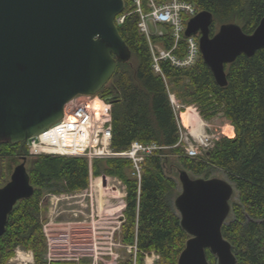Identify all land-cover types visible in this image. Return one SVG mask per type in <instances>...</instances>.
Instances as JSON below:
<instances>
[{
    "label": "trees",
    "instance_id": "1",
    "mask_svg": "<svg viewBox=\"0 0 264 264\" xmlns=\"http://www.w3.org/2000/svg\"><path fill=\"white\" fill-rule=\"evenodd\" d=\"M125 1L124 13L129 15L118 27L132 57L119 62L114 77L97 97L112 106L115 151H127L134 142L156 144L162 150L145 160L141 178L134 175L129 159L95 160L91 169L84 157L31 156L28 172L35 192L19 201L9 215L6 232L0 238V264H9L20 248L33 253L34 264H78L48 259L45 197L86 191L93 177L103 175L118 178L126 186L119 238L133 252L120 264H146V257L152 253L159 257L157 264H178L190 235L175 207L180 189L171 175L174 165L169 163L170 157L179 161L182 171L195 176L211 179L222 171L228 177L238 201L231 204L232 219L224 225L223 236L233 246L236 264H264V49L252 57L243 54L226 65V87L218 85L202 56L187 69L162 61V73H156L148 39L139 30L140 15L132 13L135 8L131 0ZM185 1L213 14L211 36L228 23L253 34L264 18V0ZM153 42L166 49L174 47L171 35L154 36ZM185 48L184 38L175 53L182 57ZM171 94L182 105L196 107L207 121L223 115L234 127L235 136L223 137L204 156H188L180 143L184 127ZM184 112L185 108L180 109ZM29 158L28 142H0V187L9 177L8 163L21 159L29 164ZM207 253L211 263L218 264L217 258Z\"/></svg>",
    "mask_w": 264,
    "mask_h": 264
},
{
    "label": "water",
    "instance_id": "2",
    "mask_svg": "<svg viewBox=\"0 0 264 264\" xmlns=\"http://www.w3.org/2000/svg\"><path fill=\"white\" fill-rule=\"evenodd\" d=\"M125 0H0V142H28L58 124L66 105L78 96H96L114 77L119 62L132 57L117 17ZM214 16L201 11L186 37L199 36L201 55L221 87L226 65L264 49V18L253 34L235 23L211 36ZM107 185V176L102 177ZM175 200L183 229L190 235L178 264H236L222 229L231 213L235 187L218 178L180 174ZM25 161L0 188V238L19 201L34 195Z\"/></svg>",
    "mask_w": 264,
    "mask_h": 264
},
{
    "label": "built area",
    "instance_id": "3",
    "mask_svg": "<svg viewBox=\"0 0 264 264\" xmlns=\"http://www.w3.org/2000/svg\"><path fill=\"white\" fill-rule=\"evenodd\" d=\"M131 2L135 8L132 13L140 15L139 30L148 39L156 73H162V61H168L179 69L191 68L198 63L201 59L199 39L197 36H185L188 22L200 12L195 4L185 0H131ZM145 8H148V12ZM127 15L129 14L122 13L117 17L118 26L125 22ZM168 35L174 40L172 49H166L153 42L154 36L164 38ZM184 38L185 53L180 57L175 51L180 49V43ZM95 99L92 96H78L69 102L65 107L64 118L58 124L28 141L30 154L84 157L89 160L91 169L95 160L129 159L135 168L134 175L141 178L145 160L162 150V147L134 142L127 151H115L112 147V106L102 100L106 107L98 117L93 108ZM180 143L184 145L187 155L194 158L204 156L215 146L214 136L206 132L198 134L192 140L182 131ZM153 262L151 258L146 260V264Z\"/></svg>",
    "mask_w": 264,
    "mask_h": 264
},
{
    "label": "rangeland",
    "instance_id": "4",
    "mask_svg": "<svg viewBox=\"0 0 264 264\" xmlns=\"http://www.w3.org/2000/svg\"><path fill=\"white\" fill-rule=\"evenodd\" d=\"M171 101L175 105L179 117L181 116L180 109L182 108H190L179 103L175 97V95H171ZM97 99V98H96ZM100 99V98H99ZM192 108L196 109L200 115L198 109L194 106ZM187 110V109H186ZM202 117V116H201ZM215 118H221L223 121L224 116L219 115ZM181 119V117H180ZM213 120V119H212ZM208 120V121H212ZM184 120L181 119V124L183 126ZM224 123V121H223ZM222 123V124H223ZM226 124V123H225ZM220 126L221 123H218ZM206 126V125H205ZM184 127L185 134L188 135L189 139L192 138L190 136V132L187 128ZM210 127H207V132L210 135L214 136V145L225 136V134L217 137L215 134H218V127H216V123H212L211 129L213 133H211ZM224 132L219 128V133ZM214 146V147H215ZM214 149V148H213ZM30 154V163L27 164V168H29L31 161L33 160ZM23 163V160H11L8 163V171L9 177L5 183V185L10 181L11 175L14 169ZM169 163L174 165L171 170V175L178 181L179 183V193H182V185L180 182V174L182 172L181 165L179 161L174 158H169ZM191 178L199 179L203 177L195 176L191 172H188ZM105 176V175H103ZM102 177V176H101ZM98 177V178H101ZM91 181L94 183V179ZM213 178H218L229 182L228 177L222 172L217 171L213 174ZM4 185V186H5ZM231 185H233L231 183ZM2 186V187H4ZM95 186V184H94ZM234 186V185H233ZM0 187V188H2ZM104 187L107 193H116L115 196L106 195L108 201H104L101 207L103 212L101 213V218L96 216L92 217V213H90L89 208L95 206V211L97 212L96 202L92 203V199L94 198L96 201L95 194L92 198L93 191L91 192L90 188L86 191L74 193V194H63V195H51L47 194L44 202V218L47 219V223L45 224V232L48 237L49 243V253L48 259L49 261H69L76 262L81 264L82 262L90 263V264H110V262L119 263L124 261L130 257V254L133 252V248L126 247L123 245L119 238V233L121 230L122 218L124 217V204L125 199L121 197L126 191V186L122 181L118 178L107 176V185ZM117 191V192H114ZM106 194V193H105ZM101 195V194H100ZM115 197V198H110ZM238 201V194L235 191L234 196L231 200V204ZM102 203V201H101ZM107 203V204H106ZM92 204V205H91ZM89 205V208L87 207ZM91 215V217H90ZM90 218V220L88 219ZM232 219L231 213L227 219V223ZM94 221H99L104 223L106 228H98L97 232L94 233V230L91 231L92 234L89 235V224L95 227H100V223L94 224ZM103 231H107L109 233H104ZM92 238H91V237ZM98 242V243H97ZM25 253V255H32L33 260L30 261H21L18 259V252ZM28 253V254H26ZM155 255V257L153 256ZM151 258L154 262L152 264H157L159 258L156 254H151L146 257V260ZM9 264H34V256L32 252L25 251L23 249H18L16 252V256L9 262Z\"/></svg>",
    "mask_w": 264,
    "mask_h": 264
},
{
    "label": "crops",
    "instance_id": "5",
    "mask_svg": "<svg viewBox=\"0 0 264 264\" xmlns=\"http://www.w3.org/2000/svg\"><path fill=\"white\" fill-rule=\"evenodd\" d=\"M191 108L192 111H190L189 109ZM190 108H186V112L184 113H187L188 114V123H186L185 121L183 122V126H185V128H187L189 130V134L192 135L193 137L196 138V136L198 134H201V133H205L207 132V127L210 129L208 130H211V126H212V123H216V127H218V134H215L217 137H220V134L223 135L225 134V136L227 137H230V138H233L235 136V129L234 127L231 125V122L227 119V118H223V121L221 118H214L212 121H207L205 119H203L201 117V115H199V113L197 112L196 109L190 107ZM184 113H181V119H182V116L184 115ZM218 123H221V125L219 126ZM223 123V124H222ZM226 123V124H225ZM206 125V126H205ZM219 128H221V130H224V132H221L219 133ZM213 133V131L211 132ZM94 178V177H93ZM96 184V183H95ZM107 190V189H106ZM105 190V193L106 195L109 194V196H117L116 193H107V191ZM90 191L94 192L92 194V198L95 194V197H96V201L95 199L93 198L92 199V203H95L96 202V205H97V212L95 211V206L94 207H91V209L89 208V205H87V207L89 208V211L90 213H92V217H94L95 213H96V216L100 217L101 218V213L103 212V210H101V200H102V197L100 196V192H98V187L97 185L94 186V183L93 181H91V189ZM114 192H117V191H114ZM126 196H127V193L126 191L124 192V199H125V204H124V207L123 208H126ZM115 197H110V198H115ZM92 205V204H91ZM95 216V218H96ZM91 217V215H90ZM90 220V218H88ZM90 222H88V225H89V235L92 234L91 231L94 230V233L97 232V229L98 228H106V226H104V223L102 222H99V221H94V224H97V223H100V227L96 226H92L91 224H89ZM104 233H109L107 231H103ZM91 237V236H90ZM92 238V237H91ZM98 243V242H97ZM110 264H119L118 262L117 263H114V262H110Z\"/></svg>",
    "mask_w": 264,
    "mask_h": 264
},
{
    "label": "bare ground",
    "instance_id": "6",
    "mask_svg": "<svg viewBox=\"0 0 264 264\" xmlns=\"http://www.w3.org/2000/svg\"><path fill=\"white\" fill-rule=\"evenodd\" d=\"M105 107H106V104L101 99L97 98V99L94 100V102H93V108L95 109L96 114H97L98 117H100L102 115V111L105 109ZM189 110L192 111L191 108ZM187 113H184V115L182 116V120H184L186 123L189 122L188 121L189 117H188V114ZM94 184L97 185L98 192H100V194H101L100 196L102 197V200H101L102 201L101 207H102L103 202L104 201L105 202L108 201L107 200L108 197L105 194V189L106 188L103 185L102 178L94 179ZM121 197H124V194ZM18 253L19 254H18V259L17 260L30 261V262L33 260L32 255L27 256V255H25V253H22L20 251ZM26 254H28V253H26Z\"/></svg>",
    "mask_w": 264,
    "mask_h": 264
}]
</instances>
